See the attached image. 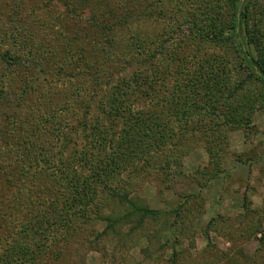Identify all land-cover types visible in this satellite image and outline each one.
Instances as JSON below:
<instances>
[{
  "label": "trees",
  "instance_id": "obj_1",
  "mask_svg": "<svg viewBox=\"0 0 264 264\" xmlns=\"http://www.w3.org/2000/svg\"><path fill=\"white\" fill-rule=\"evenodd\" d=\"M27 1L0 36V264H68L166 215L133 194L182 176L188 138L218 164L225 131L264 112V0H163L155 32L149 0H42L70 28L49 15L40 40ZM194 197L171 211L181 225Z\"/></svg>",
  "mask_w": 264,
  "mask_h": 264
},
{
  "label": "rangeland",
  "instance_id": "obj_2",
  "mask_svg": "<svg viewBox=\"0 0 264 264\" xmlns=\"http://www.w3.org/2000/svg\"><path fill=\"white\" fill-rule=\"evenodd\" d=\"M13 1L0 0V36L8 28L5 25L13 14ZM158 2L149 0L148 6L143 5L147 17L144 28L148 30L166 26L165 21L158 22V10L164 1ZM41 3L42 0L25 2L24 8L33 13L22 22L30 40L33 36L42 39V21L49 15L52 18L46 24L49 21L54 32L70 28L61 18L65 9L59 3L54 1L47 12L40 8ZM170 8L176 11V6ZM179 21L178 17L176 22ZM59 94L52 100L55 107L50 110L59 109ZM140 106L136 102L133 109ZM70 114L67 112V116ZM191 145L188 138L187 155L174 168L182 176L165 184L143 180L133 194L134 199L166 215L146 221L130 236L129 227L109 235L97 245L99 252L83 254L81 248L72 251L68 264H264V112H256L248 128L225 131L216 148L218 164L210 162L204 144ZM192 196L200 201L188 206L190 211L185 213L188 217L182 229L171 211ZM95 228L102 229L100 225ZM86 229L91 231L89 226Z\"/></svg>",
  "mask_w": 264,
  "mask_h": 264
}]
</instances>
